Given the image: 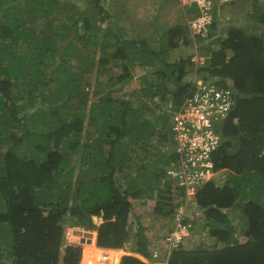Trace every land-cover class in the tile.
Segmentation results:
<instances>
[{
	"label": "trees",
	"instance_id": "trees-1",
	"mask_svg": "<svg viewBox=\"0 0 264 264\" xmlns=\"http://www.w3.org/2000/svg\"><path fill=\"white\" fill-rule=\"evenodd\" d=\"M110 1L0 0V264H80L66 230L82 221L96 247L128 252L118 264H153L136 255L151 259L173 228L168 119L195 70L230 80L233 107L212 153L221 176L197 190L190 233L166 264H264V4L212 48L214 13L193 40L186 23L161 21L160 36L150 30L160 46L148 48L146 35L113 23ZM156 11L135 8L134 18L151 29ZM135 193L154 201L153 236L129 219ZM198 223L208 246L191 243ZM86 245L81 264H94Z\"/></svg>",
	"mask_w": 264,
	"mask_h": 264
},
{
	"label": "built area",
	"instance_id": "built-area-1",
	"mask_svg": "<svg viewBox=\"0 0 264 264\" xmlns=\"http://www.w3.org/2000/svg\"><path fill=\"white\" fill-rule=\"evenodd\" d=\"M178 1L183 9H197V14L186 15L189 38L193 40L196 35H205L213 20L215 0ZM193 51L192 60L198 63L202 58L195 47ZM216 80L195 70L189 78L182 102L170 113L168 142L172 158L166 167V179L171 184L170 193L179 197L180 202L172 218L173 228L163 238V249H153L151 259L138 256L146 263L166 264L171 251L190 233L191 225L185 222V218L191 216V205L197 190L218 173L213 168L212 153L220 146L219 129L232 110L233 98L230 80H226L225 86ZM90 251L91 254L96 253V264H118L120 258L127 254L121 248L101 249L94 246ZM162 256L164 259L160 260Z\"/></svg>",
	"mask_w": 264,
	"mask_h": 264
},
{
	"label": "rangeland",
	"instance_id": "rangeland-1",
	"mask_svg": "<svg viewBox=\"0 0 264 264\" xmlns=\"http://www.w3.org/2000/svg\"><path fill=\"white\" fill-rule=\"evenodd\" d=\"M86 0H75V3L77 6H82L85 4ZM259 2L260 4H264V0H215V8H216V16H215V25L214 28H210L209 33L212 35L211 38H208V44L207 46H212V41L216 39L218 35L226 33L227 29L231 27L232 25H237L238 21H240L243 24L250 25L251 22L247 18V14L251 9L254 8L255 3ZM109 9L115 13L116 20L113 21V23L118 24L119 26H124L126 35L129 34L130 36H135L137 38H145V35L148 38V42L146 43V46L148 48L153 47H159L160 43L157 41L158 38H151L150 36V30H152V34L160 36V26L163 25V23H166V25H172L176 23L184 22L186 23L185 19V9L188 11V7L181 6L180 2L178 0H127L125 3V0H111L108 3ZM135 8L136 11L143 12L147 10L148 8H151V11L153 12L154 8L157 10L155 12V18H152L150 26L146 24V29L143 30V26L140 24V22L143 20L142 17L135 19ZM143 10V11H142ZM161 12V13H160ZM160 14H162L160 18ZM168 18H164L167 17ZM237 21V23L235 22ZM162 21V22H161ZM169 21V22H168ZM169 23V24H168ZM111 25V22L109 21L106 25ZM164 26V25H163ZM142 27V28H140ZM158 44V45H157ZM215 46V45H214ZM188 49H184V47L176 48L173 50V53L179 54L181 51H187ZM193 50V49H192ZM141 74V71H140ZM221 172L217 173V178H219L221 175ZM132 199V202L134 204V210L131 211L129 214V219H131L134 227L137 226L136 223H139L142 227H144V231L146 235H154L155 232L160 228V216L152 210V203H154L153 199L149 196L143 197L142 193H135L133 196L130 197ZM190 218L194 216V212L190 210ZM199 215V214H198ZM100 219L96 220V224H99ZM70 228L71 233L69 235V238H76V235L72 234L73 229H79L82 231H89L93 234L96 233L95 230L87 229L88 225L86 224V221H82L78 225L74 224L72 227H68L67 230ZM197 232L195 233V238L191 243H194L198 239L203 241L205 243V246H208L209 243L212 241L211 238H205L201 237L202 234L205 235V230L201 228V223H198L197 226ZM66 230V231H67ZM66 238L71 241L67 237L66 232ZM73 242V241H71ZM74 243V242H73ZM78 243V242H76ZM88 242L84 243H78L82 245V253L81 256L83 257V251L87 247ZM91 243V247H94L93 243ZM90 247V249H91ZM132 245L126 244L125 249H132ZM138 256V255H136ZM82 259V258H81ZM96 261V259H95ZM160 262V261H159ZM95 263V262H94ZM81 264V263H80Z\"/></svg>",
	"mask_w": 264,
	"mask_h": 264
},
{
	"label": "water",
	"instance_id": "water-1",
	"mask_svg": "<svg viewBox=\"0 0 264 264\" xmlns=\"http://www.w3.org/2000/svg\"><path fill=\"white\" fill-rule=\"evenodd\" d=\"M71 233L70 228L67 230V237L69 238V235ZM72 234L76 235V238H69L71 241H73L74 243L78 242V243H84L85 241L90 243L92 241L93 238V233L89 232V231H82L79 229H73L72 230Z\"/></svg>",
	"mask_w": 264,
	"mask_h": 264
},
{
	"label": "crops",
	"instance_id": "crops-1",
	"mask_svg": "<svg viewBox=\"0 0 264 264\" xmlns=\"http://www.w3.org/2000/svg\"><path fill=\"white\" fill-rule=\"evenodd\" d=\"M215 4H216V3H215ZM215 12H216V8H214V15L216 16ZM185 19H186V16H185ZM214 19H215V18H214ZM214 21H215V20H214ZM91 242H92L93 245L95 246V234H93V238H92V241H91ZM128 244L131 245V243H128ZM163 247H164L163 239L160 238V250H162ZM138 256H140V255H138ZM141 257H142V256H141ZM82 259H83V257H82ZM82 259L80 260V263H82Z\"/></svg>",
	"mask_w": 264,
	"mask_h": 264
},
{
	"label": "clouds",
	"instance_id": "clouds-1",
	"mask_svg": "<svg viewBox=\"0 0 264 264\" xmlns=\"http://www.w3.org/2000/svg\"><path fill=\"white\" fill-rule=\"evenodd\" d=\"M96 247V246H95ZM96 248H98V247H96ZM124 250V249H123ZM125 251V250H124ZM126 252V251H125ZM128 253V252H127ZM82 257V256H81Z\"/></svg>",
	"mask_w": 264,
	"mask_h": 264
},
{
	"label": "bare ground",
	"instance_id": "bare-ground-1",
	"mask_svg": "<svg viewBox=\"0 0 264 264\" xmlns=\"http://www.w3.org/2000/svg\"><path fill=\"white\" fill-rule=\"evenodd\" d=\"M94 264H96V262Z\"/></svg>",
	"mask_w": 264,
	"mask_h": 264
}]
</instances>
